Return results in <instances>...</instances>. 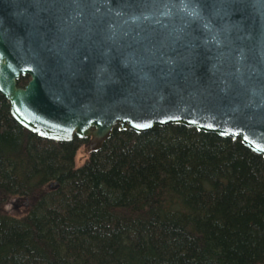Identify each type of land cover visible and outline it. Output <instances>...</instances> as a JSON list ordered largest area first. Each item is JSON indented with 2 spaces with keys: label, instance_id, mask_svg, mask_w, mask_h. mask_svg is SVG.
Segmentation results:
<instances>
[{
  "label": "water",
  "instance_id": "water-1",
  "mask_svg": "<svg viewBox=\"0 0 264 264\" xmlns=\"http://www.w3.org/2000/svg\"><path fill=\"white\" fill-rule=\"evenodd\" d=\"M0 94L92 152L181 125L264 158V0H0Z\"/></svg>",
  "mask_w": 264,
  "mask_h": 264
},
{
  "label": "trees",
  "instance_id": "trees-1",
  "mask_svg": "<svg viewBox=\"0 0 264 264\" xmlns=\"http://www.w3.org/2000/svg\"><path fill=\"white\" fill-rule=\"evenodd\" d=\"M82 146L30 133L0 94V264H264V158L240 140L116 128L77 166Z\"/></svg>",
  "mask_w": 264,
  "mask_h": 264
},
{
  "label": "rangeland",
  "instance_id": "rangeland-1",
  "mask_svg": "<svg viewBox=\"0 0 264 264\" xmlns=\"http://www.w3.org/2000/svg\"><path fill=\"white\" fill-rule=\"evenodd\" d=\"M88 154H89V150H88V146H82L79 151L77 152V156H76V165L77 166H80L82 165L86 159L88 158ZM12 204L13 203H10L8 206H7V210H11L13 211L14 209H16V207L14 206V208H12ZM19 209L16 213H20L23 208L26 209L27 207L25 206V204H22L19 206Z\"/></svg>",
  "mask_w": 264,
  "mask_h": 264
},
{
  "label": "bare ground",
  "instance_id": "bare-ground-1",
  "mask_svg": "<svg viewBox=\"0 0 264 264\" xmlns=\"http://www.w3.org/2000/svg\"><path fill=\"white\" fill-rule=\"evenodd\" d=\"M62 143V142H61ZM25 206L28 208V202L25 204Z\"/></svg>",
  "mask_w": 264,
  "mask_h": 264
}]
</instances>
